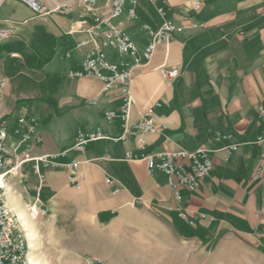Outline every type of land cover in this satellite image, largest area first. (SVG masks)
Segmentation results:
<instances>
[{
    "label": "crops",
    "instance_id": "crops-1",
    "mask_svg": "<svg viewBox=\"0 0 264 264\" xmlns=\"http://www.w3.org/2000/svg\"><path fill=\"white\" fill-rule=\"evenodd\" d=\"M36 1L38 10L23 0H0V27L15 31L0 39V76L8 79L0 114L13 130L22 108H30L42 138L33 144L30 155L48 157L59 166L31 161L8 175L6 203L17 224L35 234L34 228L40 229L33 222L37 217L59 223L67 211L96 220L98 215L144 210L182 233L234 230L264 243V189L253 179L264 149V143L257 141L264 135L259 112L264 108V0H209L200 11L194 9V0H161L167 16L184 29L160 45L148 62L133 66L129 95L132 122L163 102L157 112L165 126L146 133L143 143L134 136L100 139L90 142L84 153L70 151L66 156L59 154L74 145L79 129H100L110 137L122 134L119 117L112 122L105 119L106 112L118 111L123 104L121 88L105 90L98 78L69 76L89 54L103 51L111 61L120 58L116 50L102 45L103 37L78 46L88 38L85 30L94 23L93 17L55 10L66 0ZM109 9L110 0H98L100 14ZM136 10V19L124 15L122 20L143 49L150 40L144 25L157 29L163 18L148 0H140ZM204 22L205 27H190ZM126 59L132 61L130 56ZM174 67L179 75L167 78L165 71ZM53 103L58 112L51 109ZM217 132L231 137L216 140ZM233 144L236 149L231 148ZM199 146L210 150L213 169L197 190H181L188 219L195 221L192 225L180 217L166 176L149 172L145 161L129 159L127 153L141 156ZM75 158L86 174L80 189L70 185L69 171L62 166ZM36 163L39 172L34 169ZM33 204L40 208L35 218L28 210ZM30 242L29 255L38 260L31 252L37 239L33 247Z\"/></svg>",
    "mask_w": 264,
    "mask_h": 264
},
{
    "label": "built area",
    "instance_id": "built-area-1",
    "mask_svg": "<svg viewBox=\"0 0 264 264\" xmlns=\"http://www.w3.org/2000/svg\"><path fill=\"white\" fill-rule=\"evenodd\" d=\"M23 1L35 10L40 8L36 0ZM139 1L110 0V9L105 14L98 12V0H66L55 7V10L64 14L76 15L80 18L93 17L94 23L85 30L88 38L81 40L78 44L79 47L103 37L102 45L116 50L120 58L118 61H111L103 51L89 54L81 61V68L77 71H69V76L98 78L104 83L105 90L119 86L124 99L118 111L105 113V119L108 122H112L115 117L120 118L123 132L119 137H110L102 133L100 129L95 131L79 129L74 145L70 149L62 151L59 156H66L70 151L84 153L90 142L100 139L120 140L134 136L140 143H143V136L146 133L156 132L165 126L157 112V108L162 107L163 102H157L154 107L143 114L140 120L132 122L130 115L132 101L129 95L132 68L136 64L148 62L160 45L172 39L174 33L182 31L184 27L167 16L166 6L161 0H148L156 7L159 15L163 18V23L157 29L150 25H144V30L150 40L143 49H140L122 20L124 15L131 19L137 18L136 7ZM208 2L209 0H194L193 7L196 11H200L208 5ZM207 24V22L192 23L190 27L199 29ZM14 32L12 28L0 27V39L14 35ZM127 56H130L132 61L127 60ZM164 74L167 78L174 79L179 75V69L174 67L165 71ZM7 82L6 77L0 76V98ZM259 112L264 120V108L260 107ZM230 137V135L219 132L215 134L216 140ZM257 141L264 143V135L259 136ZM40 142H42V138L38 135V120L30 108H22L18 124L13 130L9 129V120L0 114V264H32L28 256L30 252L28 239L25 231L17 224L16 215L6 203L4 188L8 175L16 172L25 163L40 160L45 161V165L48 167L59 166L57 163L48 161V157L38 159L31 157V147ZM236 147L235 144L231 145L232 149H236ZM209 153V149L199 146L194 150L180 148L159 154H142L141 156L129 152L127 158L145 161L149 172H162L174 193L180 217L194 225L195 221L188 219L186 209L182 204L181 190H197L202 181L210 175L213 161ZM62 166H65L69 171L70 185L80 189L81 180L86 177V174L80 171V161L75 158ZM34 169L37 172L40 171L38 163L34 165ZM253 179L261 183L264 189V149L253 172ZM28 210L31 213H39L40 208L38 209L33 204L28 206ZM200 217L204 218L205 215L201 214ZM96 264L109 263L105 260H97Z\"/></svg>",
    "mask_w": 264,
    "mask_h": 264
},
{
    "label": "rangeland",
    "instance_id": "rangeland-1",
    "mask_svg": "<svg viewBox=\"0 0 264 264\" xmlns=\"http://www.w3.org/2000/svg\"><path fill=\"white\" fill-rule=\"evenodd\" d=\"M51 109L58 112L57 103ZM35 218L37 215L31 213ZM62 214V221H38L26 230L41 264H264V243L234 230L182 233L151 211ZM260 231L258 230L257 233Z\"/></svg>",
    "mask_w": 264,
    "mask_h": 264
},
{
    "label": "bare ground",
    "instance_id": "bare-ground-1",
    "mask_svg": "<svg viewBox=\"0 0 264 264\" xmlns=\"http://www.w3.org/2000/svg\"><path fill=\"white\" fill-rule=\"evenodd\" d=\"M5 191H6V184H5ZM31 213V212H30ZM36 215H37V213H35ZM16 219H17V216H16ZM22 222L23 223H25V225L28 227V223H27V221L24 219V220H22ZM29 231H31L30 229H28ZM32 232V231H31ZM27 237V236H26ZM28 239V238H27ZM28 244H29V242H28ZM30 245H31V247H33L32 246V242H30ZM29 249H30V246H29ZM31 249H34V248H31ZM30 253V252H29ZM28 256H30V259H32V262H33V264H41L38 260H34L33 258H32V255H28ZM31 262V263H32Z\"/></svg>",
    "mask_w": 264,
    "mask_h": 264
}]
</instances>
